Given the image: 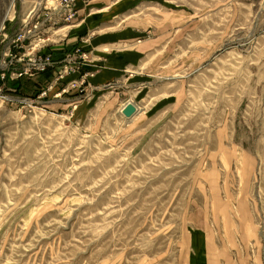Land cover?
<instances>
[{
	"label": "rangeland",
	"instance_id": "374dc122",
	"mask_svg": "<svg viewBox=\"0 0 264 264\" xmlns=\"http://www.w3.org/2000/svg\"><path fill=\"white\" fill-rule=\"evenodd\" d=\"M55 1L0 0V264H200L191 228L220 227L232 195L264 230L263 187L245 188L264 180V0H193L169 80L112 89L141 105L131 120L93 88L70 111L39 98L27 59L61 42Z\"/></svg>",
	"mask_w": 264,
	"mask_h": 264
},
{
	"label": "crops",
	"instance_id": "0c3cea01",
	"mask_svg": "<svg viewBox=\"0 0 264 264\" xmlns=\"http://www.w3.org/2000/svg\"><path fill=\"white\" fill-rule=\"evenodd\" d=\"M74 6V19L60 29V44L46 49L43 47L42 54H51L54 59L62 60L68 53L81 48L86 54V62L80 72L62 82H55V72L40 77L38 85L43 93L39 98L42 100L45 97L51 110L54 109L50 104L54 102L62 103L58 106L63 111L84 107V102L78 103V99L84 97L83 89L73 90L71 84L74 82L79 85L85 83L86 91L93 88L98 96L112 94L110 99L123 108L128 103L121 100L124 93H114L112 89L123 84L129 88L137 84L145 86L157 77L165 78L163 76L170 74L166 60L170 59L171 44L182 37L179 34L182 30L199 19V15L190 10L198 7L193 0H76ZM29 50L30 46L23 45L22 51L15 49L13 53L17 57L21 54L28 56L33 53ZM136 105L139 114L141 105ZM138 114L134 119L141 116V113ZM252 187L260 191L263 187V197L260 195L258 198L264 199V180L255 178L253 183L251 180L245 182L248 191ZM242 200L238 201L232 195L229 199L226 197L218 201L220 205L217 204L219 210L215 217L222 219V222L218 221L220 227L213 228L209 224L210 215H206L207 222L191 228L194 234L190 245L200 264H264V230L250 217L251 213L255 214L250 209L255 207L250 201V208L241 205ZM233 201L238 205L241 227H235L232 220L229 209ZM262 211L264 213V209ZM199 217L203 219V212L197 213L195 219Z\"/></svg>",
	"mask_w": 264,
	"mask_h": 264
},
{
	"label": "built area",
	"instance_id": "2783aa9c",
	"mask_svg": "<svg viewBox=\"0 0 264 264\" xmlns=\"http://www.w3.org/2000/svg\"><path fill=\"white\" fill-rule=\"evenodd\" d=\"M75 1L76 0H61L58 2L56 0L55 2H58V6L54 4L53 7L55 8H49L47 7L46 12V19L50 21H54V25H60L61 23L65 22H71L75 15ZM30 31V30H29ZM28 31V34H29ZM27 38V33L19 35L14 44L16 50H22L23 49V43ZM17 57V56H16ZM51 55H44L41 54L36 59H27V65L30 66L29 70L36 71L40 74H46L48 72H55V81L59 82L65 79L66 76L73 75L77 72H80L84 63L86 62V54L83 52L81 48H77L73 54L67 55L63 63H56L55 60L52 58ZM18 58V57H17ZM26 61V58H25ZM27 74V73H26ZM20 76H23L21 74ZM73 89L81 88L83 89L82 94L83 96L88 95V91H86L85 83H82L79 85L78 83L74 82L71 84ZM45 95V93L43 94Z\"/></svg>",
	"mask_w": 264,
	"mask_h": 264
},
{
	"label": "water",
	"instance_id": "95a60500",
	"mask_svg": "<svg viewBox=\"0 0 264 264\" xmlns=\"http://www.w3.org/2000/svg\"><path fill=\"white\" fill-rule=\"evenodd\" d=\"M139 112V109L135 103L128 102L121 110V115L127 120H131Z\"/></svg>",
	"mask_w": 264,
	"mask_h": 264
}]
</instances>
